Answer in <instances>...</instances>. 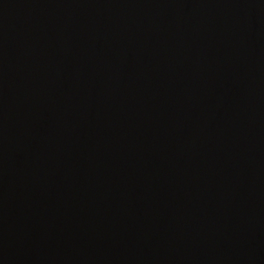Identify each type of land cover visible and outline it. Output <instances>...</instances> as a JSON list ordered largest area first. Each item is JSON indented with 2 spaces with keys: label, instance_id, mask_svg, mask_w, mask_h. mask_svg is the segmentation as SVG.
Listing matches in <instances>:
<instances>
[{
  "label": "water",
  "instance_id": "95a60500",
  "mask_svg": "<svg viewBox=\"0 0 264 264\" xmlns=\"http://www.w3.org/2000/svg\"><path fill=\"white\" fill-rule=\"evenodd\" d=\"M0 264H264V0H0Z\"/></svg>",
  "mask_w": 264,
  "mask_h": 264
}]
</instances>
